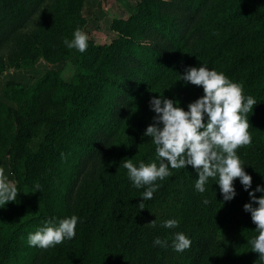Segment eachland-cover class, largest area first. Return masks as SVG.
<instances>
[{
  "label": "trees",
  "instance_id": "trees-1",
  "mask_svg": "<svg viewBox=\"0 0 264 264\" xmlns=\"http://www.w3.org/2000/svg\"><path fill=\"white\" fill-rule=\"evenodd\" d=\"M83 3L0 0V71L26 58L70 61L77 70L68 81L47 69L29 86H10L5 94L15 106L0 100V113L12 119H0V138L1 127H9L18 190L12 211L0 205V264H264L252 251L249 241L258 233L244 211L249 191L264 187V0H138L136 11L112 27L115 38L87 40L81 53L64 40L80 29ZM200 66L240 85L244 102L256 101L245 117L252 142L236 149L250 161L244 171L251 189L237 178L235 197L224 201L218 176L200 193L191 165L169 166L153 197L142 200L147 186L134 187L123 160L159 166L156 146L144 135L156 116L150 101L162 95L188 111L204 93L181 76ZM54 109L63 113L49 117ZM43 119L50 136L32 151L30 129ZM73 215L72 239L48 249L29 245V234L46 221ZM169 219L178 226L163 227ZM177 232L191 241L183 252L172 247ZM157 237L167 246L154 245Z\"/></svg>",
  "mask_w": 264,
  "mask_h": 264
},
{
  "label": "clouds",
  "instance_id": "clouds-1",
  "mask_svg": "<svg viewBox=\"0 0 264 264\" xmlns=\"http://www.w3.org/2000/svg\"><path fill=\"white\" fill-rule=\"evenodd\" d=\"M87 35L79 28L73 33V39L64 40L69 49H77L83 53L87 49ZM181 80L203 88L204 95L188 105V111L179 107L178 101L153 97L150 108L156 113L154 123L149 125L144 133L150 137L156 146V153L160 160L156 163H139L135 166L131 159L123 160L122 167L127 170L134 187H146L142 193V200H149L157 190L154 182L164 180L172 169L185 168L191 165L198 173L195 188L200 193L205 191V184L210 177H217L219 188L224 201H231L236 191L233 181L239 179L244 189L248 191L252 186V177L244 171L236 149L249 145L251 135L248 132L249 122L246 114L252 111L256 101L249 96L245 101L240 85L230 82L223 73L209 70L205 66L189 67L181 76ZM207 114L208 121L203 122ZM162 125V126H161ZM203 129V131H201ZM63 155V154H62ZM256 192L264 193V187L257 186L249 191L251 202L244 205V211L251 214L256 225L257 236L249 243L252 251L259 254V260L264 262V195L257 197ZM18 190L14 181L5 175L0 168V205H6L17 199ZM208 203L207 200L204 201ZM141 208H143L142 201ZM257 206H253V205ZM78 217L75 215L57 222L52 217L44 226L30 233L28 243L48 249L63 243L65 238L75 236ZM154 224V222H152ZM178 221L166 220L165 228H175ZM167 240L157 237L154 245L167 246ZM191 241L182 232L174 234L172 247L177 252L189 248Z\"/></svg>",
  "mask_w": 264,
  "mask_h": 264
},
{
  "label": "rangeland",
  "instance_id": "rangeland-1",
  "mask_svg": "<svg viewBox=\"0 0 264 264\" xmlns=\"http://www.w3.org/2000/svg\"><path fill=\"white\" fill-rule=\"evenodd\" d=\"M138 0H84L79 13L80 29L87 35L88 39L95 44H108L118 35L112 27L120 20H126L136 11ZM56 69L64 80L72 81L77 75V70L70 61H60L48 63L39 58L37 60L26 58L15 63H8L0 71V100L6 105L15 106V102L7 98L6 92L10 91V86L21 87L29 86L40 78L47 69ZM52 116H60L63 111L49 110ZM52 115V116H51ZM0 119L12 122L5 109L1 110ZM3 135L0 138V168L5 170V175L12 181L13 174L10 171V129L2 126ZM50 121L43 119L38 125L30 129L28 147L35 151L42 149L45 138L50 136ZM243 167L249 165L247 159H240ZM25 191L31 199H35L33 192L25 186ZM14 202L7 203L9 211H12Z\"/></svg>",
  "mask_w": 264,
  "mask_h": 264
}]
</instances>
